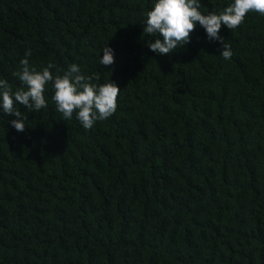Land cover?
<instances>
[{"label":"trees","instance_id":"obj_1","mask_svg":"<svg viewBox=\"0 0 264 264\" xmlns=\"http://www.w3.org/2000/svg\"><path fill=\"white\" fill-rule=\"evenodd\" d=\"M156 2L0 0V80L13 92L24 59L121 90L90 130L63 119L51 83L47 108L15 105L24 132L0 108V264H264V16L222 26L229 60L199 24L158 55L143 32Z\"/></svg>","mask_w":264,"mask_h":264},{"label":"clouds","instance_id":"obj_2","mask_svg":"<svg viewBox=\"0 0 264 264\" xmlns=\"http://www.w3.org/2000/svg\"><path fill=\"white\" fill-rule=\"evenodd\" d=\"M201 0H157L151 11L147 13L143 32L155 37L147 47L158 55H171L178 47L191 42V33L197 24L202 27L209 41L222 45L221 57L231 59L233 52L229 44L220 35L222 26L229 30L238 28L251 12L264 16V0H234L219 14L200 11ZM103 58L100 65L114 64V52L108 46L102 49ZM26 56L31 53L26 52ZM22 70L14 73L23 87L13 92L5 80H0V108L11 119V126L17 132H24L27 117L16 109L19 104L28 111H39L47 108L45 98L46 86L51 83L54 88L52 100L56 104L64 120H70L73 114L85 130L94 127L97 121L110 118L118 108L119 87L114 82L96 85L91 78L81 73L80 68L73 64L62 76H54L50 69L55 67L49 63L42 71L29 66L27 59L21 61Z\"/></svg>","mask_w":264,"mask_h":264}]
</instances>
